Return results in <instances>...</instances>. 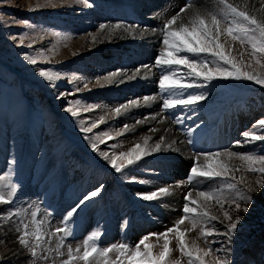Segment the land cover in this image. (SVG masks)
Here are the masks:
<instances>
[{"label": "snow or ice", "instance_id": "snow-or-ice-1", "mask_svg": "<svg viewBox=\"0 0 264 264\" xmlns=\"http://www.w3.org/2000/svg\"><path fill=\"white\" fill-rule=\"evenodd\" d=\"M0 3L10 5L12 0H0ZM73 5L85 8L95 6L91 0H36L27 7L29 11H35ZM166 12L167 9H163L153 14L154 17H163L162 26L158 29L148 26L141 28L140 25L117 20L114 23H100L96 32L88 34L91 42L95 43L101 38L112 39L127 33L147 36L149 32L155 34L158 31L162 46L153 64H140L131 73L124 68H116L103 77H95V83L102 86L103 83L135 80L141 75L147 79L151 70L158 68V96L145 95L111 108L98 103H82L75 98L65 99L63 111L79 118L81 112L100 109L101 114L96 119L90 118L87 124L80 121L78 126L84 140L92 152L97 153L122 180L143 185L152 181L134 174L142 166L140 162L149 156L156 161H167L169 157L154 154L180 153L177 140L168 139L165 135L153 139L152 135L146 134L127 150L116 151L120 146L112 144L110 152L99 145L125 135L134 125L123 123L119 128L96 133H93V129L108 118H118L128 113L133 106H139L141 100L144 105H149L159 99V110L136 119L135 125L148 121L156 124L171 121L179 125L185 137L179 143L186 142L191 146L188 158L192 164L183 180L152 190L136 191L135 196L141 201H159L172 195L177 188L190 186L183 195L182 215L164 231L142 235L134 245L127 242L101 245L103 232L99 228L90 231L74 245L71 238L77 218L96 202L94 198L100 195L105 185L101 182L79 196L65 208L59 223L53 226L48 209L41 214L39 196L35 200L22 198L23 186L17 178L18 160L13 153L7 160L8 170L0 174V206H7L6 210L0 211V221L13 226L15 241L19 245L18 252L13 255L26 254L25 264H252L250 260L240 259L234 238L242 214L249 212V204L254 200L253 193L264 189V154L231 148L217 151L198 149L196 132L204 121L201 119L196 123L193 118L199 119L197 113L204 107L201 102L208 100L213 81H248L264 87V0H261L259 7L249 0H183L178 10L167 15ZM0 25L6 28L24 26L26 30L9 34V39L18 47L26 45L33 48L38 40L48 34L65 40L70 35L48 29L27 18H6L4 14H0ZM52 51L54 49L41 47L36 54L27 51L20 54L29 65L35 66L36 74L52 89H58L57 81L62 78L72 84H83V88L77 86L72 91H58L57 99L87 89L91 81L77 73L38 64V61L50 64L52 56L47 53ZM245 55L247 61L244 60ZM141 69L147 71L141 74ZM185 121L192 123L184 127ZM147 131L156 133L160 129L152 126ZM163 131L167 133L169 129L164 128ZM241 135L244 139L234 141V145L264 142V118L256 120L252 129L243 131ZM148 171L156 176L162 174L155 167ZM247 173L258 178L249 181L246 179ZM205 183L209 185L206 188L202 186ZM185 222L190 225L189 228L181 227ZM124 223L126 226L127 221ZM195 229H198V237L189 241L186 234ZM175 251L179 252V256L172 255Z\"/></svg>", "mask_w": 264, "mask_h": 264}, {"label": "rangeland", "instance_id": "rangeland-1", "mask_svg": "<svg viewBox=\"0 0 264 264\" xmlns=\"http://www.w3.org/2000/svg\"><path fill=\"white\" fill-rule=\"evenodd\" d=\"M169 1L143 0L146 5L143 8L139 7V0H91L95 5L92 8L73 5L35 11H29L27 6L29 3H35L36 0H12L10 5L0 3L2 6L0 7V14H4L6 18L10 16L27 18L31 22L43 25L48 29L70 34L66 40L48 34L42 40H38L33 48H28L26 45L18 47L9 39L10 32L19 33L26 30L23 25H12L10 28L1 31L0 174L8 170L7 160L14 153L18 160L17 178L23 186L22 198L35 200L39 196L42 202L41 214L44 209H48L53 226L59 223V217L65 208L73 204L83 193L102 182L105 188L98 197L94 198L96 202L85 209L77 218L74 225V234L71 238L74 245L75 242L82 241L90 231L97 228L103 232L100 238L101 245L106 246L119 242L134 245L142 235L148 232H162L164 228L169 225L172 226L173 222L179 218L180 212H182L185 192L179 188L172 195L159 201H141L135 196L136 191L152 190L160 185L172 184L173 182L167 179L169 176H173V181L183 180L184 178L180 179L175 171L186 177L189 171L188 168L192 164V160L188 158L190 154L187 143H179L180 140L184 141L185 137L184 135L179 136L178 131L173 126L175 124L168 122L156 124L154 121H148L144 126H142L144 123L135 125L136 119L146 116L149 112L159 110L161 103L159 99L149 105H144L141 100L139 106H144L139 112L135 109L136 106H133L128 113L118 118H108L105 123L93 129V133H96L119 128L123 123L134 125L125 135L117 136L113 140L106 141V144L99 145L101 149L110 152L112 151V144L120 146L115 149L116 151L127 150L139 139V131L142 135H152L153 139L158 138L160 135H165L168 139L175 138L177 140L176 146L181 149L180 153L164 152L154 154V156L160 155L170 158L163 162L154 160L152 156L145 157L140 162L142 166L135 170V175L145 180H151V184L142 185L122 180L97 153L92 152L78 125L81 120L87 124L90 122V118L96 119L101 114L100 109L81 112L79 118H74L63 111L65 99H80L82 103L87 104H106L111 108L128 100L149 95L153 90L156 93L154 95L158 96V68H153L149 78L145 79L144 89H148L145 92L141 89L133 93L132 89L134 83L142 79V76L135 80H125L123 83H103L102 86L95 83V77H103L116 68H124L131 73L140 64H153L154 57L162 46L159 42L161 37L158 31L155 34L149 32V40L139 38V34L127 33L112 39L101 38L95 43L91 42L88 34L96 32L100 23H114L117 20L140 25L141 28L148 26L158 29L162 26L163 17H154L153 14L163 9H167L166 15L171 14L174 5L181 2V0H172L169 4ZM234 2L236 1L234 0ZM249 2L259 7L261 0H249ZM145 11L146 13H144ZM147 13L148 20L145 22L144 17L145 14L147 16ZM125 16H127L126 19ZM131 37H133L132 46L127 44L121 46L118 54L117 52L113 53V50L109 52L108 49L107 51L101 49L103 52L99 51L102 46L108 45L111 49V43H116L118 40L125 41L131 39ZM41 47L54 49V51L47 53L52 56L51 63L38 61L40 66L52 67L54 70L68 73L75 72L91 81L89 87L74 95L57 99L58 91H72L77 86L83 88V84L81 82L72 84L67 79L62 78L57 81L58 89L48 87L42 78L36 74L35 66L29 65L20 54L24 51L36 54V50ZM131 50L134 52L132 55L135 56V59H131V63L128 64L129 57H132L129 56ZM111 57H115L113 62L110 60ZM59 60H62V62ZM244 60H248L247 55H245ZM10 66H14V68ZM145 70L141 69V72H145ZM257 71H260V69L257 68ZM21 72L26 77L25 79L19 75ZM125 82L128 83L124 89L117 90ZM26 83L29 84L27 88ZM213 85L208 100L201 102L204 107L197 113L199 119L193 118L196 123H199L201 119L204 121L197 130L200 132L199 135L215 128L220 110L229 105L231 107L224 111L228 114H230L233 107L240 109L239 103L245 108L262 105L260 106L262 110L258 116L248 119L241 132L251 130L256 120L264 118V87L253 82L233 80L213 81ZM18 111L20 112L19 115L25 113L23 117L21 116L25 124L14 119ZM26 122L34 124L29 125ZM47 122H49V127H46ZM29 126H31V131L28 129ZM152 126L157 127L160 131L148 133V128ZM164 128H168L169 131L165 133ZM240 135V132L236 134L234 141L243 140L244 137H240ZM221 140L219 146L223 147L225 145L223 141L226 139L221 136ZM233 142L228 148L235 146ZM206 143L207 141H204L203 146ZM232 150L256 151L264 154V142L256 141L243 146L236 145ZM72 160H75V163L71 162ZM236 163H239V161ZM154 167L159 168L162 174L156 176L148 171L149 168ZM256 178L258 177L251 173L246 174V179L249 181ZM202 186L208 187L206 185ZM188 187L190 186L183 188L188 189ZM253 196L254 200L249 204V212L242 214L241 224L238 226L234 238V246L240 251V259L252 261V257L264 263V189L257 190L253 193ZM168 204L173 206L174 211H171L172 209ZM6 207L0 206V211L6 210ZM126 211H129V213ZM135 220L140 223V226L134 229L132 224H136ZM125 221H127L126 226ZM156 222L159 225H156ZM185 224L181 227L189 228ZM5 228H7V232L3 231V236L0 238V264H25L26 254L21 255L23 256L21 260L10 259L5 256L6 253H9L8 251L14 248L11 247L12 245H15L19 250V245L15 241L13 226L8 222L0 221V229L4 230ZM139 229L141 230L139 231ZM186 235L188 240L191 241L197 239L198 231H189ZM152 240L154 241L155 238L153 237ZM174 246L175 241H173ZM172 255L179 256V252L175 251ZM254 262L252 261V264Z\"/></svg>", "mask_w": 264, "mask_h": 264}, {"label": "bare ground", "instance_id": "bare-ground-1", "mask_svg": "<svg viewBox=\"0 0 264 264\" xmlns=\"http://www.w3.org/2000/svg\"><path fill=\"white\" fill-rule=\"evenodd\" d=\"M140 2H139V7H143L145 4L143 3V0H139ZM182 1V0H181ZM236 2H239V0H235ZM170 2V1H169ZM136 4V3H135ZM173 4V3H172ZM150 5V4H149ZM146 6V5H145ZM144 8V7H143ZM144 13H146V11L144 12ZM132 14V13H131ZM129 16V15H128ZM148 13H147V16H146V14H145V17H144V21L146 22L148 19ZM139 38H141V39H148V38H150V35L148 34L147 36H141V35H139L138 36ZM132 38L133 37H131V39H126L125 41L124 40H118L116 43H111V49H109V47L110 46H108V45H105V46H102L101 48H99V51L101 52L102 50L101 49H103V51H107V49H108V51L110 52V50H113L114 52L113 53H116L117 52V54H118V51H119V49H120V47L121 46H125L126 44L128 45V46H132V43H133V40H132ZM149 40V39H148ZM151 45V44H150ZM139 46H141V45H139ZM102 51V52H103ZM141 52V51H140ZM130 54H129V56L131 55L132 57L130 58L129 57V59H128V64H130L131 62H130V60L131 59H135V56H133L132 54L134 53L132 50L129 52ZM152 53V52H151ZM138 54V53H137ZM116 55V54H115ZM115 55H113V56H115ZM126 55V54H125ZM124 55V56H125ZM144 55V54H143ZM145 56V55H144ZM139 57V56H138ZM141 57H142V55H141ZM110 60L113 62V60H115V57H111L110 58ZM60 62H62V60H59ZM64 61V60H63ZM133 62V61H132ZM134 64V63H133ZM145 70V69H144ZM143 71V70H142ZM146 71V70H145ZM141 74H143V72H141ZM142 76V79H140V80H137L135 83H134V85L132 86V89H133V93H136L137 91H139V90H141V89H143V91L145 92V91H147L148 89H144L145 88V84H144V81H145V78H143V75H141ZM127 83L128 82H125L123 85H121V86H117L118 87V89L117 90H120V89H124V87L127 85ZM146 83V82H145ZM147 85V84H146ZM112 87V86H111ZM148 88V87H147ZM112 97H114V95H112ZM106 105V104H105ZM143 106L144 105H141V106H136L135 107V109L137 110V112H139L142 108H143ZM134 109V110H135ZM135 110V111H136ZM134 112V111H133ZM133 112L131 113V115L133 114ZM132 117V116H131ZM146 123H144V124H142V126H144ZM141 125V124H140ZM226 125V124H225ZM141 126V127H142ZM139 129H140V127L139 126H137ZM134 130H135V128H134ZM139 135H138V137L140 138L141 136H142V133H141V131H139ZM224 143V142H223ZM129 144V143H128ZM132 146V145H131ZM70 173H72V172H70ZM159 203V202H158ZM169 206H170V204H168ZM167 207V206H166ZM165 207V208H166ZM171 207V211H174L173 209V206H170ZM167 209V208H166ZM159 221V220H158ZM156 225H159V223L157 224V222L155 223ZM3 231H6L7 232V228H5L4 230H2V229H0V238H2V236H3ZM9 233H10V231H9ZM2 240V239H1ZM11 246V245H10ZM11 247H14L13 249H11L10 251H8L9 253H6L5 254V256H7V258H10V259H18V260H21V259H23V256H21V255H13V253H16V252H18V249H17V247L15 246V245H12Z\"/></svg>", "mask_w": 264, "mask_h": 264}, {"label": "trees", "instance_id": "trees-1", "mask_svg": "<svg viewBox=\"0 0 264 264\" xmlns=\"http://www.w3.org/2000/svg\"><path fill=\"white\" fill-rule=\"evenodd\" d=\"M0 6H1V4H0Z\"/></svg>", "mask_w": 264, "mask_h": 264}]
</instances>
